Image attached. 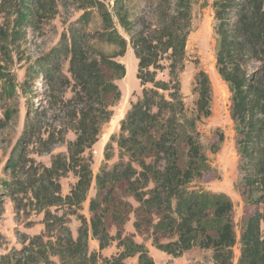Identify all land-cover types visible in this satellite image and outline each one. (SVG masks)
<instances>
[{"label":"trees","instance_id":"trees-1","mask_svg":"<svg viewBox=\"0 0 264 264\" xmlns=\"http://www.w3.org/2000/svg\"><path fill=\"white\" fill-rule=\"evenodd\" d=\"M55 1L10 0L15 16L11 25L33 29L39 17L53 14ZM62 1L80 15L59 43L34 61L32 72L26 71L27 79L34 76L43 81L42 104H32L26 81L19 86L26 118L7 161L6 171L13 180L4 182L7 187L0 195V211L7 197L16 212L21 193L29 195L32 209L43 215L44 231L24 238L10 263L98 264V253L89 251L91 237L99 252L116 243L118 253L102 264H124L134 257L136 264H154L145 245L124 233L133 215L135 232L146 231L159 252L178 258L197 248L211 252L213 264H234L237 237L232 202L224 194L190 189L192 182L211 170L197 132V123L211 114L208 76L199 71L194 78V117L187 115L181 91L192 0H160L142 16L134 14L130 0ZM212 8L216 70L231 94L246 201L256 207L240 233L236 264H264V0H214ZM93 14L99 18L98 30H91ZM128 45L137 60L141 99L121 120L119 134L105 145L104 164L94 176L90 150L120 100L114 82L123 79L126 70L116 59L124 57ZM103 46L114 51L107 54ZM162 71H167L166 82L156 79ZM68 133L74 140L66 142L65 153L51 156L49 167L27 160L28 147L40 146L41 153H50L54 146L65 144ZM114 145L118 160L109 167ZM68 174L76 182L63 197L59 181ZM93 182L96 194L89 201L86 218L80 211ZM59 208L64 209L61 215L52 211ZM66 217H75L79 223L75 237Z\"/></svg>","mask_w":264,"mask_h":264},{"label":"rangeland","instance_id":"rangeland-1","mask_svg":"<svg viewBox=\"0 0 264 264\" xmlns=\"http://www.w3.org/2000/svg\"><path fill=\"white\" fill-rule=\"evenodd\" d=\"M9 2L10 0H0V184H3L0 185V195L5 193L7 187L4 182L13 180V177L6 171L7 161L11 158L13 150L22 136L23 124L26 118L23 94L19 86L26 81V86L34 98L32 104L36 107L42 104V95L46 89L43 81L40 77L34 78V76L27 79L25 77L26 71L30 70L32 72L34 61L43 57L56 46L62 35L67 31L69 24L75 22L80 15L75 7L71 5L67 7L62 0H56V10L53 11L55 15L46 14L44 18L39 17L33 29L25 30L24 27L19 29L15 25L16 23L13 26L11 25L15 16L9 8ZM159 2L160 0H130L129 6L134 14L142 16L149 14L151 8H154ZM213 2L214 0H192L191 26L185 50V68L180 75V82L187 115L194 117L196 114V95L192 91L194 78L199 71H203L210 81L211 114L208 118H202L197 123V132L211 170L199 180L192 182L190 189L224 194L232 202V217L237 237V243L233 248L234 264H236L240 254L238 243L240 233L245 221L253 214L256 207L249 205L246 201V194L241 181L242 174L239 169L240 158L237 150V136L231 117V94L216 70ZM91 23V30L100 29L99 18L96 14H93ZM118 30L124 38L128 39L120 28ZM100 48L107 54L114 51V49L105 46ZM116 61L124 65L126 74L123 79L114 82L120 90V100L111 108L112 118L102 126L98 142L90 150L92 155L91 170L94 176L104 164L103 152L105 145L111 136L119 134L121 120L131 106L141 99L142 95V88L136 78L137 60L129 45L124 57L117 58ZM156 79L166 82L168 80L167 71L158 72ZM150 87V85H147V88ZM65 95L67 99L71 97L69 92ZM45 98L48 99V95ZM43 106H46V101H43ZM49 118L56 119V117ZM45 124L44 139L47 137L51 120L45 121ZM219 136L223 137L222 142L219 141ZM73 140V134L68 133L65 137V144L54 146L50 153H41L43 149L40 146L28 147L27 160H30L34 166L49 167L51 156L65 153L66 142ZM113 147L112 159L107 163L109 167L118 160L117 148L115 145ZM75 182L76 178L72 174L60 179L59 183L63 197L69 193ZM119 188L120 193H122L123 188ZM95 194L96 189L93 182L80 211L86 218H89V201ZM19 199L21 203L18 212L15 211L10 199L7 197L3 199L4 202L0 211V264H13L17 252L22 248L24 238H32L44 231L43 215L32 209L29 195L21 193ZM127 201L136 208L137 205L132 199ZM63 210V208H59L52 211L61 215ZM66 220L67 226L73 237H75L79 223L75 220V217H66ZM133 222L134 216L131 215L124 226V233L134 235V240L137 243L145 245L154 264H213L211 252L197 248L184 253L178 258L157 251L152 246L151 239L146 235V231L139 235L135 232L132 226ZM115 233L116 230L112 227L110 235L114 236ZM89 251L98 253L100 256L98 264H102L103 259H109L118 253L115 242L107 249L99 252L97 241L91 237L89 238ZM136 263V257L127 259L124 262V264Z\"/></svg>","mask_w":264,"mask_h":264}]
</instances>
